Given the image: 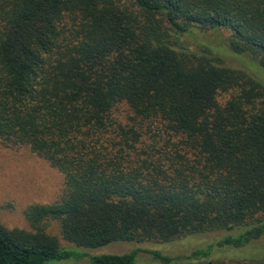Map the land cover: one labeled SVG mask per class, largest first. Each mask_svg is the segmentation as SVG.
<instances>
[{
    "label": "trees",
    "instance_id": "16d2710c",
    "mask_svg": "<svg viewBox=\"0 0 264 264\" xmlns=\"http://www.w3.org/2000/svg\"><path fill=\"white\" fill-rule=\"evenodd\" d=\"M222 27L223 56L185 42ZM245 57L247 68L233 62ZM253 60L264 69V0H0V139L29 146L66 184L28 206L30 229L0 222V264H143L142 249H87L215 230L229 233L182 255L147 252L162 264H250L207 257L264 234V73Z\"/></svg>",
    "mask_w": 264,
    "mask_h": 264
},
{
    "label": "rangeland",
    "instance_id": "374dc122",
    "mask_svg": "<svg viewBox=\"0 0 264 264\" xmlns=\"http://www.w3.org/2000/svg\"><path fill=\"white\" fill-rule=\"evenodd\" d=\"M230 35L231 30L223 27L208 31L198 29L190 38L185 39V42L193 49H196L197 45L207 46L214 53L223 56L229 48ZM249 60L248 57L233 58L235 65L245 68L248 67ZM250 65L257 69L259 75L260 71L264 73L259 62L253 60L250 61ZM116 114L119 119L126 121L130 116V111L126 105H122ZM65 185L64 173L29 146L9 145L0 139V222L3 225L8 228L30 229L31 225L26 217L28 206L35 203L55 202L63 194ZM47 231L56 235L63 246L73 247V244L64 239L59 221L48 220ZM228 233L227 230H215L184 235L169 242H113L95 249L88 248L87 252L92 255L123 254L133 249H142L138 255L140 263L162 264L147 250H160L163 254L170 256L182 255L197 247L209 245L210 242H215ZM214 252L207 259H235L246 260L250 264H264V234L244 246H229L225 249L214 250ZM88 261L87 258L80 261L72 257L56 262H60L59 264H90Z\"/></svg>",
    "mask_w": 264,
    "mask_h": 264
}]
</instances>
